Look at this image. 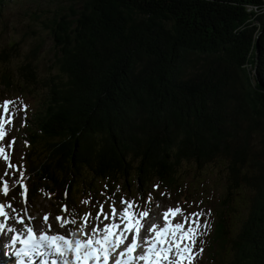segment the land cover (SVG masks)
<instances>
[{"label": "trees", "instance_id": "1", "mask_svg": "<svg viewBox=\"0 0 264 264\" xmlns=\"http://www.w3.org/2000/svg\"><path fill=\"white\" fill-rule=\"evenodd\" d=\"M68 1L30 19L54 41L49 76L39 47L0 71L6 89L41 100L23 132L30 195L59 208L69 192L78 214L83 194L183 190V175L205 184L225 166L221 196L246 214L238 230L221 218L213 264H264V0ZM19 52L0 50V65Z\"/></svg>", "mask_w": 264, "mask_h": 264}, {"label": "snow or ice", "instance_id": "2", "mask_svg": "<svg viewBox=\"0 0 264 264\" xmlns=\"http://www.w3.org/2000/svg\"><path fill=\"white\" fill-rule=\"evenodd\" d=\"M11 103L13 102H4L5 114L9 112ZM24 108L26 106H18L16 112L19 113ZM11 123V117L4 119L0 116V141H4L6 137L5 125ZM12 143H15L14 138L8 145L9 148ZM0 158L3 161H10L4 146H0ZM14 168L16 166L12 163L7 164V169ZM7 169L4 172L5 176L9 175ZM23 176L24 173L21 171L20 178L14 179L13 184L20 185ZM9 191V184L5 182L0 194L7 198ZM151 199L152 197L149 196V200ZM83 203L87 204L88 201L85 200ZM121 203L126 204L121 212L113 206L111 215H105L104 219L114 220L118 217L124 222L123 227L113 222L101 228L89 222L87 216L83 217L84 223H81L79 214H76L57 225L64 229V234H40L37 238L34 231L39 229L28 227L27 239H21L18 234L12 235L9 242L3 245L5 255L15 256L16 264H35L36 258H39V264H195L204 250L198 245L199 237L206 234L209 227L207 221L201 223L198 219L202 215L201 212L192 214L196 217L192 221L194 227L190 226L184 230V223L172 225L168 221L170 214L176 216L180 213L179 208L164 212L165 224L159 226L158 222L150 223L156 219L155 213L151 216L148 210L133 213L130 211L134 207L133 203L123 199ZM8 207L12 208V205L9 203ZM12 210L15 212V209ZM101 211H103L102 207ZM3 216H6L5 204L0 203V217ZM56 219L61 220L60 217ZM185 221L187 222V218ZM41 223L45 229L50 228L47 215L42 218ZM4 231L5 224L0 223V233ZM7 231L12 233L16 229L10 227ZM17 242L23 246L17 248ZM194 248L197 249L196 252L193 251ZM7 249H11V252L9 253Z\"/></svg>", "mask_w": 264, "mask_h": 264}, {"label": "rangeland", "instance_id": "3", "mask_svg": "<svg viewBox=\"0 0 264 264\" xmlns=\"http://www.w3.org/2000/svg\"><path fill=\"white\" fill-rule=\"evenodd\" d=\"M58 7L61 8L69 7V1L68 0H13L12 2H6V7L0 9V50L8 49V47H10L12 44L18 43L20 52L18 57L13 58L8 66L4 64L0 65V71H5L6 69H8V67H10L13 70V72L11 73H15L18 67L22 63H26L29 60V59L27 60L26 57L31 54V50H33L34 47H39V49H41V53L39 58L35 60V63L39 69L37 71L39 78H46L49 76V70L47 69V61L50 57L52 58L53 56L55 50L54 41L49 36V33L45 32L34 36L30 33V30L28 28L31 24L30 19H32L33 11H39L37 12L38 15H41L43 16L42 18H44L45 16H50V14H52L53 11H57ZM38 90L41 91L40 96L44 98L46 96L45 94L46 91L43 90L42 88H38ZM0 97L4 99L10 98L13 102L12 105L15 111L18 106L21 107L26 106V108H24L23 111L19 113L16 112V115L14 117L15 127L11 135L12 138L8 142V145L11 143L13 138L15 140V143H12L10 148L8 146L6 148V152L10 157V161H8V163L10 162L13 165L16 164L17 169L16 171L14 169H7L9 175L5 176L4 172L7 168V165L5 166L0 164V177H2L0 181L4 180L9 184V186H11V185H16L13 184L12 181L14 179H18L16 176H19V173L21 171L23 172L22 156L23 153L26 152V150L28 149L26 148L25 142L21 137V129H20L21 123L25 119V116H26V120H28L27 119L28 115L29 118H32V115L35 113L38 105L41 103V100L38 97L37 93H34L33 95H29L26 91L20 90L18 88H15L14 91L6 89L2 84L1 78H0ZM183 170H184L183 168H180L181 173H183ZM213 170H215L213 172V178L210 179L209 183H205V184L199 183L194 177L189 176L190 178L188 179V177H185L183 175L182 183L184 184L185 182L186 185H188L187 188L183 189L185 193L176 192V191L172 192V190L169 189L165 191L158 190L156 193L150 192L154 194L151 200H149V198L148 200L141 199L136 193H134L131 196V194L125 192L122 186L119 184L116 187V190L117 191L122 190L124 193L120 195L110 194V196L107 198H101L100 195L98 198L102 202L99 205H97L95 209H90V210L98 211V207L104 205V200L115 201L117 202V204L124 206V204H122L121 201L122 199L123 200L126 199L137 203L136 205L139 207H141L142 205L144 206L152 205L154 206L153 208L154 213L160 211V208L165 205L167 206L178 205L182 208L183 213L188 216H192V214L196 212H201L202 215L198 219L200 220L201 223L207 221L209 227L206 230V234L201 235L199 237L198 245L203 247L204 250L202 253H200L199 258L195 262V264H213L215 237L217 235H220L222 237V226L219 227V225L222 223L221 218L225 219V222H227L228 225L227 227L229 229L234 228L238 230L240 224H239V220L235 218L238 217V213L240 212H241V218H243L246 214V210L244 211L237 210L238 213L233 211H228L227 199H224L221 196V194L225 191V184L223 183V179L218 180V171L222 173L225 170V166L219 167L217 165H214ZM187 179L189 182L187 181ZM190 181H195L196 182L195 185L193 182ZM117 191H114V193H116ZM21 192L24 191L21 188H18L17 185V188L14 191V193L16 196H19L22 199L23 194H20ZM72 192L76 196V192L73 187L71 188V193ZM240 192H241V194L239 195L240 199L238 200H240L241 202H244L243 199L246 201H250L251 193L248 189H246V186H242ZM71 193H70V198H71ZM187 194L191 197L193 196V198H190ZM48 196L49 195L42 192V194H39V196L35 198L36 202H32L28 200L27 202L29 206L31 204L32 206L37 208V212H39L38 213L39 217L43 213H49L51 215V219L53 222V217L54 215L58 214L59 212L58 210H60V208H58L56 203H54L53 196L51 197ZM88 196H89L88 194H83L78 199H76V201L78 203H82L83 201L86 200ZM194 200L196 202H193ZM65 202L68 205L70 204V201L68 199H66ZM39 206H41L40 211L38 209ZM54 209H56L57 211H54ZM228 228L226 229L228 230ZM201 231H203V229Z\"/></svg>", "mask_w": 264, "mask_h": 264}]
</instances>
